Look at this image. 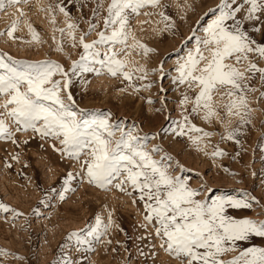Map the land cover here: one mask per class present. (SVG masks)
Segmentation results:
<instances>
[{"label": "rangeland", "instance_id": "rangeland-1", "mask_svg": "<svg viewBox=\"0 0 264 264\" xmlns=\"http://www.w3.org/2000/svg\"><path fill=\"white\" fill-rule=\"evenodd\" d=\"M98 2L102 7L94 19ZM109 3L110 0H31L18 6L24 16L17 8H7L0 12V33H6L14 21L18 24L12 37L0 35V57L25 63L52 61L71 75L73 63L83 53L80 37L85 36V43L98 39ZM220 3L221 0H160L157 7H145L130 19V54L119 57L126 62L125 71L132 74V79L106 73L71 76L68 89L61 95L67 102L70 94L77 111L110 114V123H121L125 130L148 137V151L162 149L152 153L153 159L170 156L169 171L198 190L197 199L247 197L251 208L226 207L225 214L264 222V86L259 73L247 81L255 91L246 93V122L239 115L226 114L230 98L224 96L223 89L213 93L211 105L217 114L206 121L203 110L192 112L200 88L176 79L179 63L189 52L195 54L196 38L202 36L203 28L213 18L212 9ZM57 4L70 15L65 16L58 8L54 12L47 10L49 5ZM70 23L76 25L72 30L68 29ZM92 23L97 28L88 34ZM256 27L261 31H253L246 23L251 38L264 45V25ZM139 45L149 51L145 54ZM204 55L209 56L207 52ZM249 61L264 68V59L257 54H249V60L240 64L233 60L227 63L250 76L246 72ZM185 95L189 100L182 103ZM6 123L12 136L0 139V205L11 211L0 210V264H61L65 258L73 264H180L161 248L155 221L145 220L147 213L138 193L129 196L114 187L106 191L90 185L81 172L87 157L77 163L63 154L59 140L41 137L31 129L16 131L10 120L6 119ZM192 126L201 131L190 130ZM173 129H182L184 134L177 135ZM234 129L239 130L238 135L222 139ZM203 133L210 135L204 137ZM217 149L224 155L214 156ZM69 173L73 179L66 183ZM96 217L105 225L111 218V225L99 241L87 236ZM74 232L90 243L69 241ZM236 245L238 249L264 248V238L251 236ZM238 254L229 251L221 259L228 264Z\"/></svg>", "mask_w": 264, "mask_h": 264}, {"label": "snow or ice", "instance_id": "snow-or-ice-1", "mask_svg": "<svg viewBox=\"0 0 264 264\" xmlns=\"http://www.w3.org/2000/svg\"><path fill=\"white\" fill-rule=\"evenodd\" d=\"M30 2L0 0V12L17 8L20 16H24L18 6ZM159 4L160 0H110L98 39L85 43V36L80 37L83 53L79 61L73 63L71 75L52 61L25 63L0 57V99L7 97L0 104V109H3L0 112V139L12 136L7 119L15 125L16 131L31 129L41 137L59 140L63 154L77 163H81L82 157H87L81 167L87 182L106 191L114 187L129 196L138 193L147 213L145 220L149 223L155 221V234L162 240L161 248L180 260V264H225L221 257L229 251H238L239 254L228 264H264V248L238 249L236 245L237 241H246L251 236L264 238V222L237 219L225 214L226 207L251 208L247 197L219 196L210 201L208 198L197 199L199 191L191 189L185 180L169 171L170 156L153 159L152 153H159L162 149L148 151V137L134 134L132 129L125 130L121 123H110V114L77 111L72 96L69 94L66 102L61 95L68 89L71 76L86 73L100 76L106 73L130 81L132 74L125 71L126 62L119 58L130 54L127 44L130 19L140 15L145 7H157ZM101 7L98 2L97 9L93 11L94 19L98 18ZM57 8L65 16L70 15L59 4L49 5L47 10L54 12ZM241 13L243 15L238 16ZM160 16L168 19L164 13ZM212 17L203 28L202 36L196 38L195 54L189 52L185 61L179 63L176 79L181 84L200 88L194 98L192 112L198 114L203 110L206 121L217 114L211 105L213 93L223 89L224 96L230 98V103L225 105L226 114L239 115L241 121L246 122V93L255 91L247 81L259 73L264 86V68L249 61L246 72L251 75L246 76L227 61L240 64L249 60V54H257L264 59V45H258L246 29V23H249L253 31H261L256 24L264 25V0H221L218 8L212 9ZM52 22H55L54 17ZM17 24L18 21H14L9 30L0 35L12 37ZM75 27V24H68L69 30ZM96 28L97 25L92 23L88 34ZM60 32L64 34V30ZM68 34L75 40L71 31ZM33 38H37L35 32ZM139 47L144 49L145 54L149 51L144 45ZM205 52L210 59L204 55ZM137 70L144 72L143 69ZM57 75L61 79H54ZM261 97L264 98V92ZM188 100L185 95L182 103ZM190 130L201 131L194 126ZM173 131L177 135L184 134L182 129ZM238 131L234 129L222 139H233ZM209 135L203 133L204 137ZM213 155L222 156L224 153L217 149ZM72 179L73 175L69 173L66 183ZM0 210L11 211L3 205H0ZM110 225L111 218L105 225L96 217L95 226L88 229L87 236L99 241ZM68 240H75L77 244L90 243L75 232L69 235ZM61 264L73 262L65 258Z\"/></svg>", "mask_w": 264, "mask_h": 264}, {"label": "bare ground", "instance_id": "bare-ground-1", "mask_svg": "<svg viewBox=\"0 0 264 264\" xmlns=\"http://www.w3.org/2000/svg\"><path fill=\"white\" fill-rule=\"evenodd\" d=\"M256 59V58H255ZM254 86V85H253ZM258 92V91H257Z\"/></svg>", "mask_w": 264, "mask_h": 264}]
</instances>
